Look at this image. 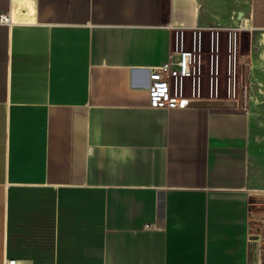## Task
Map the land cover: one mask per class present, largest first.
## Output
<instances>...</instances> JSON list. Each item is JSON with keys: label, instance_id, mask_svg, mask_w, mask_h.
<instances>
[{"label": "crops", "instance_id": "0c3cea01", "mask_svg": "<svg viewBox=\"0 0 264 264\" xmlns=\"http://www.w3.org/2000/svg\"><path fill=\"white\" fill-rule=\"evenodd\" d=\"M19 2L25 21L14 20ZM206 10L0 0L13 19L0 24V264H251L264 186L250 185L243 100L264 0H251L246 49L234 35L228 107L159 108L149 90L180 43L197 52L199 76L206 55L220 75Z\"/></svg>", "mask_w": 264, "mask_h": 264}, {"label": "rangeland", "instance_id": "374dc122", "mask_svg": "<svg viewBox=\"0 0 264 264\" xmlns=\"http://www.w3.org/2000/svg\"><path fill=\"white\" fill-rule=\"evenodd\" d=\"M202 1L207 9V22L209 24L208 32L203 37V43L207 49H210L214 36L212 32L219 34L216 40L218 39L221 48L220 75L217 72H213L211 59L206 55L203 59L202 76H199L198 73V61L196 78L191 77L183 81L181 96L198 99L200 102L211 103L213 106L219 107L222 106L224 101L221 99L226 100L228 97L229 78L230 75L232 76L228 68L229 61L231 62L229 55L232 52V43L235 40L234 35L235 33H238L240 36L243 35V46L245 49L251 41V31L249 28L244 27L245 20L249 17L251 0ZM248 34H250V37L247 36ZM263 34L264 31L252 32V39L254 37L257 40V49L250 58L252 62L250 67H253V70H250L251 72L248 76L250 81L248 84L250 85L243 100L250 118L249 169L251 186H264V71L257 70L259 69V65L264 64L263 59L260 60L262 64H259L258 60L264 51V45L261 43ZM191 39V36L186 37L187 41L191 42ZM172 91L175 92V89L172 88ZM260 203H264V198L260 199ZM252 259L257 264H264V261L260 263L254 257V252L251 254Z\"/></svg>", "mask_w": 264, "mask_h": 264}, {"label": "built area", "instance_id": "2783aa9c", "mask_svg": "<svg viewBox=\"0 0 264 264\" xmlns=\"http://www.w3.org/2000/svg\"><path fill=\"white\" fill-rule=\"evenodd\" d=\"M12 15L0 14V24H11ZM178 44L175 55L179 58L173 59L161 67L152 69V80L149 85L152 105L159 108H175L183 106L184 102L191 99L181 96L183 81L188 78H196L198 55L195 50L184 49ZM175 89V92L172 91ZM264 197V192L261 193ZM264 212V210H263ZM251 243V254L262 263L264 261V216L260 228L253 233ZM257 264V263H255Z\"/></svg>", "mask_w": 264, "mask_h": 264}, {"label": "bare ground", "instance_id": "6f19581e", "mask_svg": "<svg viewBox=\"0 0 264 264\" xmlns=\"http://www.w3.org/2000/svg\"><path fill=\"white\" fill-rule=\"evenodd\" d=\"M18 5L19 6L15 5V7H14V20L15 21H21V20L25 21V20H27L28 18H26V15L29 14V10H28L29 6L26 5L23 2H19ZM23 8H25V10H26V14L25 15L22 13ZM244 24H245L244 27H246V28L250 27V23H249L248 19L245 20ZM261 43L264 45V34L262 35ZM260 58L264 60V51L261 53ZM252 239H253V235H251V240ZM251 264H255V261L253 259L251 260Z\"/></svg>", "mask_w": 264, "mask_h": 264}, {"label": "water", "instance_id": "95a60500", "mask_svg": "<svg viewBox=\"0 0 264 264\" xmlns=\"http://www.w3.org/2000/svg\"><path fill=\"white\" fill-rule=\"evenodd\" d=\"M195 103H196L195 101L187 100L184 102V105H191V104H195ZM219 107H228V106L225 104H222V106H219Z\"/></svg>", "mask_w": 264, "mask_h": 264}]
</instances>
